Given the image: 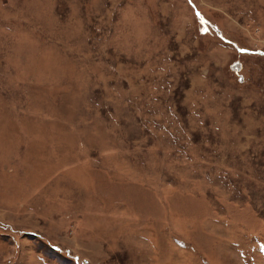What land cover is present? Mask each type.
Masks as SVG:
<instances>
[{
  "label": "rangeland",
  "instance_id": "374dc122",
  "mask_svg": "<svg viewBox=\"0 0 264 264\" xmlns=\"http://www.w3.org/2000/svg\"><path fill=\"white\" fill-rule=\"evenodd\" d=\"M264 0H0V264H264Z\"/></svg>",
  "mask_w": 264,
  "mask_h": 264
},
{
  "label": "trees",
  "instance_id": "16d2710c",
  "mask_svg": "<svg viewBox=\"0 0 264 264\" xmlns=\"http://www.w3.org/2000/svg\"><path fill=\"white\" fill-rule=\"evenodd\" d=\"M258 55V54H257ZM259 55H261V54H259Z\"/></svg>",
  "mask_w": 264,
  "mask_h": 264
},
{
  "label": "flooded vegetation",
  "instance_id": "af4514ba",
  "mask_svg": "<svg viewBox=\"0 0 264 264\" xmlns=\"http://www.w3.org/2000/svg\"><path fill=\"white\" fill-rule=\"evenodd\" d=\"M249 53H251V52H249Z\"/></svg>",
  "mask_w": 264,
  "mask_h": 264
}]
</instances>
